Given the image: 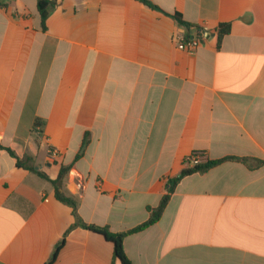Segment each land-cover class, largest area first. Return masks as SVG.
<instances>
[{
	"label": "crops",
	"instance_id": "crops-1",
	"mask_svg": "<svg viewBox=\"0 0 264 264\" xmlns=\"http://www.w3.org/2000/svg\"><path fill=\"white\" fill-rule=\"evenodd\" d=\"M57 2L43 29L38 0H0V145L50 179L71 165L79 217L112 233L146 222L192 153L249 158L183 178L123 246L131 264H264V0ZM196 37L195 54L177 48ZM74 221L0 152V264H45ZM52 264L120 261L75 227Z\"/></svg>",
	"mask_w": 264,
	"mask_h": 264
},
{
	"label": "trees",
	"instance_id": "trees-1",
	"mask_svg": "<svg viewBox=\"0 0 264 264\" xmlns=\"http://www.w3.org/2000/svg\"><path fill=\"white\" fill-rule=\"evenodd\" d=\"M144 3L155 8V9H158L157 6L149 3L148 1H144ZM57 6H58L57 0H38L37 9L39 12V16L41 19V25H42L43 29H46V20L49 17V15L57 8ZM175 17L179 21H182V18L179 14H175ZM230 30H231L230 23H222L219 25V28L217 29L219 43L222 41L223 37H225L226 35H228L230 33ZM86 143H87V137L85 138L84 144H86ZM2 151H7L11 156H13L16 159V166L18 168L29 170L33 173H36L37 175H39L43 179L47 180L52 185V187L54 189L55 198L60 203L70 207L72 210V215H73L75 221H74L73 225L69 228V230L66 232L63 239L55 247L50 259L45 264H52L56 260L59 251L61 250V248L63 247V245L65 243L66 235L75 227H83V228L91 230L94 233L103 235L108 241L113 243L114 255L120 261V264H131V261L129 260V258L127 257V255L124 251V246H123L124 239L127 236H129L130 234L140 232V231L154 225L156 222H158L161 219L163 212H164L165 208L167 207V204L170 201L171 194L174 192L175 187L183 178H185L186 176H189L191 174L197 173V172H206L207 170L211 169L212 167L219 165L225 161H241V162L246 163V164H248L250 161L249 158L226 157V158L219 159V160L208 159V160H205L204 162H202L200 164L190 166L188 164V160L186 159L185 160V165H186L185 168H183L177 176L168 179V181H167V193L162 196L158 206L154 207V208L148 207V211L150 213L149 219L146 222L140 224L139 226H137L131 230H128L125 232H120V233H112L106 227H98V226H94V225L88 226L79 217L78 212H77V210H78L77 200L71 196H68L64 192V183H65V180L69 174L71 165H62L60 167V171H59L57 178L56 179H50L44 172L35 169V165H34L33 159L31 157L19 158L15 155V153L11 149L0 145V152H2ZM194 153H197V152H194ZM260 164H261V161H257V165H260Z\"/></svg>",
	"mask_w": 264,
	"mask_h": 264
},
{
	"label": "built area",
	"instance_id": "built-area-1",
	"mask_svg": "<svg viewBox=\"0 0 264 264\" xmlns=\"http://www.w3.org/2000/svg\"><path fill=\"white\" fill-rule=\"evenodd\" d=\"M209 30L208 27H204L201 35L203 36L204 33H206ZM207 34V33H206ZM201 46V40L200 37L191 38V39H180L177 42V48L179 50L185 51L188 54H195L197 49ZM48 158L53 160L58 156V150L54 147H49L48 149ZM206 159V155L204 152H197L192 153L188 158V164L190 166H194L197 164H200L204 162Z\"/></svg>",
	"mask_w": 264,
	"mask_h": 264
},
{
	"label": "water",
	"instance_id": "water-1",
	"mask_svg": "<svg viewBox=\"0 0 264 264\" xmlns=\"http://www.w3.org/2000/svg\"><path fill=\"white\" fill-rule=\"evenodd\" d=\"M35 169H38L37 167Z\"/></svg>",
	"mask_w": 264,
	"mask_h": 264
}]
</instances>
